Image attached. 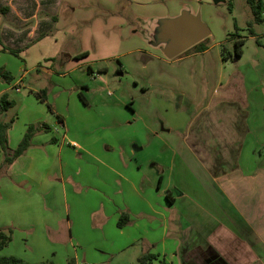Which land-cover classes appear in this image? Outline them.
I'll return each instance as SVG.
<instances>
[{
	"label": "crops",
	"instance_id": "obj_1",
	"mask_svg": "<svg viewBox=\"0 0 264 264\" xmlns=\"http://www.w3.org/2000/svg\"><path fill=\"white\" fill-rule=\"evenodd\" d=\"M63 1L0 0V9L8 8L6 12L0 11L1 41L27 53L35 42L57 28L56 10ZM165 24L164 21L159 26L156 46L166 58L174 59L193 49L195 45L169 58L165 48L170 39L165 40L161 33ZM209 49L207 45L202 51L194 49V53H207ZM2 51L0 44V67L9 66L5 56L10 54ZM17 56L24 59L19 53ZM28 65L25 60L19 70ZM33 69L49 76L48 86H40L39 78L33 74L28 82L27 75ZM76 69L60 70L58 75L65 80ZM88 71L93 72L91 67ZM56 73L55 69L33 65L16 77L13 88L17 92L27 85L32 91L47 88L49 101L54 105L52 114L60 115L62 120L51 122L50 131L37 134L27 152L7 173L0 175V227L28 229L26 233L18 231L17 236L28 235V249L37 252L43 260L51 252L48 251L52 247L48 237L53 234L54 241L70 246L76 236L84 248L83 259L94 264H105L104 254H108L109 259L119 256L120 260L126 258L132 264V261L141 264L145 253L157 255L152 264H160L161 259L171 264H264V163L256 156L263 143L259 139L251 142L254 134L249 125L252 103L242 78L232 77L218 97L207 106H201L195 115L189 116L183 109L185 95L182 92L177 102L170 98L162 105V117L172 119L180 115L185 121L183 126L174 121L164 128L168 133L183 136L187 151L183 161L195 162L196 170L201 168L208 185L221 192L234 210L200 213L194 207L198 206L195 198L185 190L175 194L168 181L163 187L166 182L164 169L158 174L161 193L153 196L150 193L153 182L134 160L135 150L128 152L120 146L117 148L115 138L93 134L109 129L103 128L102 121L85 123V133H91L88 141L78 142L68 132L61 135L59 126L68 130V122L62 116V102L66 99L68 106L80 112L81 109L85 112L91 104L83 91L85 83L80 87L75 78L70 84L54 82ZM7 91V87L1 88L0 97ZM81 93L88 104L81 100ZM31 96L40 101L33 94L25 98L32 108L23 120H16L9 131L12 148L18 146L28 125L43 121L50 125L46 120L49 113L34 105ZM0 119L8 120L4 114ZM186 200L194 204L184 203L191 209L190 213L183 203L182 208L177 207ZM123 210L130 212L131 223L121 228L118 221ZM63 243L60 245H65Z\"/></svg>",
	"mask_w": 264,
	"mask_h": 264
},
{
	"label": "rangeland",
	"instance_id": "obj_2",
	"mask_svg": "<svg viewBox=\"0 0 264 264\" xmlns=\"http://www.w3.org/2000/svg\"><path fill=\"white\" fill-rule=\"evenodd\" d=\"M184 12L199 15L209 26L211 35L206 42L210 49L207 53H194L193 48L180 57L168 59L156 46L159 26ZM56 13L57 28L35 42L27 53L19 50L20 56L29 64L28 68L20 71L19 65L24 66L25 60L9 50L16 48L1 41L2 53L10 54L5 56L9 66L1 67L8 70L14 79L11 83L0 81V89L7 87L6 94L15 103L8 110V115L2 114L8 120H23L32 108L25 98L36 95L28 85L17 92L13 88L16 77L33 65L55 69L57 76L53 78L54 82L70 84L75 78L80 87L85 83L83 91L91 104L85 112L83 109L80 112L68 106L66 99L62 102V116L68 122V130L59 126L61 135L68 132L78 142L88 141L91 133H85V123L102 121L103 128L109 129L93 134L115 138L117 148L120 146L128 152L135 150L134 160L141 164L142 172L153 182L150 192L153 196L156 192L161 193L158 174L164 169L166 182L163 187L168 181L175 194L185 190L195 198L198 206L194 207L200 213L234 212L221 192L208 185L207 177L201 175V168L196 170L195 162L188 161L187 164L183 161L187 153L183 136L164 131L174 121L178 126L185 125V121L179 114L172 119L164 118L161 110L164 101L175 98L177 102L182 92L185 95L183 109L189 116L195 115L201 106H207L218 97L232 77L242 78L252 103L249 125L254 134L251 142L259 139L263 143L256 156L260 163H264V21L254 22L247 0H64ZM240 39L245 40L243 55L237 56L236 41ZM84 52L87 54L74 57ZM49 57L52 59H46ZM89 67L93 72L88 71ZM73 68H77L76 71L61 80L58 72H69ZM32 74L39 78L40 86H48L47 74L33 69L27 75L28 82ZM31 97L34 105L49 113L46 120L52 126L58 120L57 116L52 114L46 103ZM108 131L110 134L106 135ZM181 203L190 213L191 209L184 203L188 206L194 204L186 200L177 207H181ZM70 214L74 216L75 213ZM12 228L14 240L4 250L6 255L21 257L32 264L46 261L68 264L70 260L74 261L72 264H94L83 259L84 248L75 233L72 246L54 241L53 234L52 238L48 237L52 245L48 251L55 253L51 255L50 252L49 257L43 260L37 252L28 249V235L17 236L18 231L24 233L28 229ZM62 243L65 245H60ZM104 256L105 264H132L126 258L120 260L119 256L110 259L108 254Z\"/></svg>",
	"mask_w": 264,
	"mask_h": 264
},
{
	"label": "trees",
	"instance_id": "obj_3",
	"mask_svg": "<svg viewBox=\"0 0 264 264\" xmlns=\"http://www.w3.org/2000/svg\"><path fill=\"white\" fill-rule=\"evenodd\" d=\"M248 4L251 7L254 22H262L264 21V0H247ZM8 10L7 7L1 8L0 11L6 12ZM253 21L250 23V25ZM252 31V30H251ZM236 34V33H235ZM207 40V39H206ZM205 40V41H206ZM201 42L195 45L193 48L198 49L199 51L205 50L207 48V44ZM1 43V40H0ZM245 43L244 39H240L236 41V54L237 56L243 55V45ZM225 50V48H223ZM11 52L18 54L19 50L9 49ZM87 53H82L77 57H81L86 55ZM13 75L3 67H0V81H5L7 83H11L13 81ZM36 97L46 103L49 110L53 113L54 106L49 101V90L47 88L41 89L39 91H33ZM81 100L88 104L86 97L81 93ZM14 101H11L8 98V95L5 93L0 97V115L2 113L8 112L12 107H14ZM59 121L62 120L60 115H57ZM15 123L14 118H10L9 120L0 119V175L7 173L9 167L13 165L19 157L24 155L27 150L32 146L34 137L42 131H50L52 127L47 123H36L30 124L27 127V130L18 144L16 148H12L9 142V131L13 128ZM56 139L53 138L52 142H55ZM131 223L130 212L128 210H123L121 212L120 219L118 221V226L123 228ZM14 240V229L12 227H0V251L7 248ZM157 258V255L151 253H145L141 257V264H152L153 260ZM74 263L73 260H70L68 264ZM0 264H32L21 257L15 255H6L0 254ZM36 264H55L54 261H46L40 262ZM160 264H171L167 262L165 259L160 260Z\"/></svg>",
	"mask_w": 264,
	"mask_h": 264
},
{
	"label": "water",
	"instance_id": "obj_4",
	"mask_svg": "<svg viewBox=\"0 0 264 264\" xmlns=\"http://www.w3.org/2000/svg\"><path fill=\"white\" fill-rule=\"evenodd\" d=\"M162 34L170 42L165 48L169 58H174L210 35L209 27L202 22L199 15L192 16L184 12L180 17L165 21Z\"/></svg>",
	"mask_w": 264,
	"mask_h": 264
},
{
	"label": "built area",
	"instance_id": "obj_5",
	"mask_svg": "<svg viewBox=\"0 0 264 264\" xmlns=\"http://www.w3.org/2000/svg\"><path fill=\"white\" fill-rule=\"evenodd\" d=\"M79 264H85V263H79Z\"/></svg>",
	"mask_w": 264,
	"mask_h": 264
}]
</instances>
